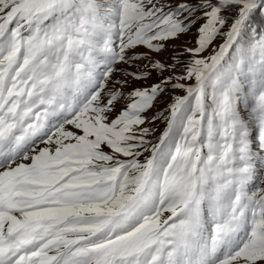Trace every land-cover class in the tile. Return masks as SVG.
<instances>
[{
    "label": "snow or ice",
    "instance_id": "1",
    "mask_svg": "<svg viewBox=\"0 0 264 264\" xmlns=\"http://www.w3.org/2000/svg\"><path fill=\"white\" fill-rule=\"evenodd\" d=\"M257 16L264 0H0V264H264Z\"/></svg>",
    "mask_w": 264,
    "mask_h": 264
},
{
    "label": "rangeland",
    "instance_id": "2",
    "mask_svg": "<svg viewBox=\"0 0 264 264\" xmlns=\"http://www.w3.org/2000/svg\"><path fill=\"white\" fill-rule=\"evenodd\" d=\"M264 21H262V19L260 21L255 22L256 24H260ZM194 32L192 34H189L187 36H182L180 38V40L178 41H173L172 43L178 45V46H183L185 43H194ZM217 43H219V41H217ZM141 51H144V49H141ZM168 55L169 53H164L162 54L159 58L167 60L168 59ZM118 67H126L124 65H119ZM117 75H119V73H117ZM165 75H167V73H165ZM156 80H158V77L153 76L152 79L148 80V81H136L133 84H131L129 87H139V86H145L149 83L155 82ZM171 95L170 92L165 93L155 104V107L151 110V112L149 113V115L153 114V113H158L161 110H163L166 106L167 103H169V96ZM149 127L154 128L155 131V135H159L160 132L163 130L164 128V122L162 119H158L155 121V123L148 125Z\"/></svg>",
    "mask_w": 264,
    "mask_h": 264
},
{
    "label": "trees",
    "instance_id": "3",
    "mask_svg": "<svg viewBox=\"0 0 264 264\" xmlns=\"http://www.w3.org/2000/svg\"><path fill=\"white\" fill-rule=\"evenodd\" d=\"M260 20H261V17L257 16L255 22L260 21Z\"/></svg>",
    "mask_w": 264,
    "mask_h": 264
}]
</instances>
